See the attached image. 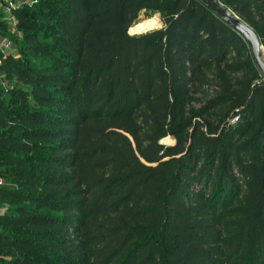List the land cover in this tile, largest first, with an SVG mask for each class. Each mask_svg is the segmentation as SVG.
<instances>
[{
  "label": "trees",
  "instance_id": "16d2710c",
  "mask_svg": "<svg viewBox=\"0 0 264 264\" xmlns=\"http://www.w3.org/2000/svg\"><path fill=\"white\" fill-rule=\"evenodd\" d=\"M219 1L264 49V0ZM144 10L163 27L129 34ZM10 11L0 264H264V78L235 30L199 0Z\"/></svg>",
  "mask_w": 264,
  "mask_h": 264
},
{
  "label": "rangeland",
  "instance_id": "374dc122",
  "mask_svg": "<svg viewBox=\"0 0 264 264\" xmlns=\"http://www.w3.org/2000/svg\"><path fill=\"white\" fill-rule=\"evenodd\" d=\"M36 1L37 0H12L14 7H12L11 9L12 10L16 9V8L20 7L22 4L27 5V6H33L36 3ZM7 2H9V1H7ZM7 7L6 6L5 7H1L0 6V11L3 14L2 15V19L5 20V21L6 20L8 21V29L5 28L6 30H4L6 32V35H7L5 37L7 38V40H9L8 37H10V38L18 37V38H20V36H21L20 35V30L18 28H15V26H14V23L16 22V18L13 16L12 12L10 11L11 9L10 10L6 9ZM147 22L153 23L152 27L147 28L146 30L141 31V32L138 31V30H134L133 29V30L129 31V34H131V35H139V34H142V33H145V32H149L151 30H155V29H159V28L163 27L162 15L159 12H153V11H149V10L141 11L140 14H139L138 19L136 20V22H134V24L132 26L134 27V25H136V24L147 23ZM1 40L2 39H1V36H0V41ZM10 50H11V47H10V49H8V51H10ZM11 52L15 56H17V53L15 51V47H12ZM262 58L264 60V49L263 48H262ZM6 87H7V83L4 82L2 80V77L0 76V91H2V92H0V95L4 99H6V94H7ZM162 141L164 143H171L173 140L171 138L167 137V138H164ZM0 181H1L0 183H4V181H2L1 179H0ZM5 186H10V185H9L8 182H5ZM6 209H7V207L5 205H3L2 203H0V212H3V211L5 212Z\"/></svg>",
  "mask_w": 264,
  "mask_h": 264
},
{
  "label": "water",
  "instance_id": "95a60500",
  "mask_svg": "<svg viewBox=\"0 0 264 264\" xmlns=\"http://www.w3.org/2000/svg\"><path fill=\"white\" fill-rule=\"evenodd\" d=\"M199 1L216 13L217 16H219L227 25L235 30L245 40L255 65L264 78V60L262 58L263 46L260 43V39L258 38L255 30L219 0Z\"/></svg>",
  "mask_w": 264,
  "mask_h": 264
},
{
  "label": "built area",
  "instance_id": "2783aa9c",
  "mask_svg": "<svg viewBox=\"0 0 264 264\" xmlns=\"http://www.w3.org/2000/svg\"><path fill=\"white\" fill-rule=\"evenodd\" d=\"M9 1V2H7ZM8 3V4H7ZM0 4L5 5L7 10H10L14 7L12 0H0ZM11 45L9 41L1 42L0 41V50L6 52V50L10 49ZM1 182V181H0Z\"/></svg>",
  "mask_w": 264,
  "mask_h": 264
},
{
  "label": "bare ground",
  "instance_id": "6f19581e",
  "mask_svg": "<svg viewBox=\"0 0 264 264\" xmlns=\"http://www.w3.org/2000/svg\"><path fill=\"white\" fill-rule=\"evenodd\" d=\"M154 20V19H153ZM155 22V21H154ZM152 25H153V23H150V22H147V23H140V24H136V25H134V27L132 26L131 27V30H138V31H144V30H146L147 28H150V27H152ZM130 30V31H131Z\"/></svg>",
  "mask_w": 264,
  "mask_h": 264
},
{
  "label": "crops",
  "instance_id": "0c3cea01",
  "mask_svg": "<svg viewBox=\"0 0 264 264\" xmlns=\"http://www.w3.org/2000/svg\"><path fill=\"white\" fill-rule=\"evenodd\" d=\"M1 7H5L4 5L0 4ZM6 41L5 39H2V42ZM8 51V50H7ZM6 51V52H7Z\"/></svg>",
  "mask_w": 264,
  "mask_h": 264
}]
</instances>
